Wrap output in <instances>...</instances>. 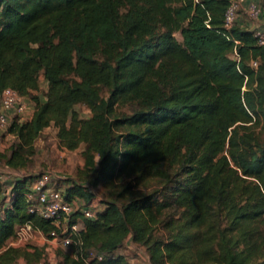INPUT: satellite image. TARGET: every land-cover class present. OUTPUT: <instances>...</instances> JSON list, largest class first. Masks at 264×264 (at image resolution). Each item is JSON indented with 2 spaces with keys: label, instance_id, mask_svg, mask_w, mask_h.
Segmentation results:
<instances>
[{
  "label": "trees",
  "instance_id": "1",
  "mask_svg": "<svg viewBox=\"0 0 264 264\" xmlns=\"http://www.w3.org/2000/svg\"><path fill=\"white\" fill-rule=\"evenodd\" d=\"M231 4L0 0V96L12 88L34 105L10 120L17 140L0 153L16 173L9 189L0 179V264L42 256L9 245L21 226L63 234L31 212L39 174L23 173L50 126L63 148L85 145L91 174L57 187L76 207L58 264H141L119 252L129 240L151 264H264V45L226 25Z\"/></svg>",
  "mask_w": 264,
  "mask_h": 264
},
{
  "label": "rangeland",
  "instance_id": "2",
  "mask_svg": "<svg viewBox=\"0 0 264 264\" xmlns=\"http://www.w3.org/2000/svg\"><path fill=\"white\" fill-rule=\"evenodd\" d=\"M177 38L181 40V35L178 33ZM40 83L42 89L46 86L43 74L40 75ZM1 103V102H0ZM27 105L29 113L19 118L27 120L34 110L33 102L27 97ZM1 108V105H0ZM78 110L83 117L90 115L89 109L85 105H79ZM15 114L11 113L10 117L13 119ZM9 123L5 127H0V153L5 152L17 138L8 132ZM36 154L33 157L32 163L28 168L23 170L24 174L38 175L49 172L53 175V185L64 190L73 179L90 180V173L83 174L85 168V158L83 151L85 145H82L76 150H68L63 148L57 137V128L54 126L48 127L43 134L36 141ZM16 173L9 170L4 161L0 158V179H2L8 189L11 181L14 180ZM96 197L93 200L96 210H103L106 207L105 201L110 198V190L103 185L94 188ZM78 228L82 227V223H78ZM67 226V225H65ZM9 245L22 246L28 248L30 252L40 251L41 257L35 254L30 262L21 259L17 264H58L60 259L59 251H67L68 249L61 244L60 236L49 239L45 234L40 232H31L26 234L23 239L15 238L9 241ZM120 253L125 254L132 262L141 264H151L149 254L143 246H140L131 240L119 250Z\"/></svg>",
  "mask_w": 264,
  "mask_h": 264
},
{
  "label": "built area",
  "instance_id": "3",
  "mask_svg": "<svg viewBox=\"0 0 264 264\" xmlns=\"http://www.w3.org/2000/svg\"><path fill=\"white\" fill-rule=\"evenodd\" d=\"M245 0H232V4L226 13V25L231 27L238 18V11ZM249 13L253 18H258L261 13V7L257 2L251 3ZM256 36L258 37L259 43L264 45V31L262 29H256ZM29 113L27 99L22 96L17 90L7 88L1 94V108H0V127H5L10 124V114L13 113L17 116H24L25 113ZM34 112V110H33ZM28 119H30L33 115ZM21 121H26L21 119ZM28 197L33 204L31 206V212H37L43 214L46 218L51 219L57 225H64L62 231L63 234L69 231L68 222L70 221L71 215L75 211L74 203L67 201L64 194L60 189L53 185V175L51 173H42L32 182L31 191L28 193ZM86 216H94L92 210H85ZM78 223L72 225V231L77 232L79 230ZM37 232L33 230L30 224L21 226L17 231V237L20 240L23 239L26 234L31 232ZM41 233V232H40ZM61 235V244L64 247H68L73 243L72 235ZM58 237V236H57ZM56 238V237H55Z\"/></svg>",
  "mask_w": 264,
  "mask_h": 264
},
{
  "label": "crops",
  "instance_id": "4",
  "mask_svg": "<svg viewBox=\"0 0 264 264\" xmlns=\"http://www.w3.org/2000/svg\"><path fill=\"white\" fill-rule=\"evenodd\" d=\"M253 2H257L261 7V13L258 18H253L249 13L248 8ZM237 21L250 30L262 29L264 31V0H245L239 10Z\"/></svg>",
  "mask_w": 264,
  "mask_h": 264
}]
</instances>
